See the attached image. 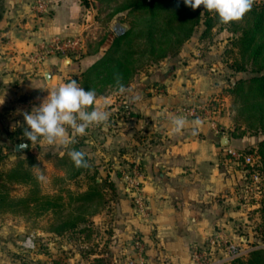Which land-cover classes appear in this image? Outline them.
Segmentation results:
<instances>
[{
  "label": "rangeland",
  "instance_id": "1",
  "mask_svg": "<svg viewBox=\"0 0 264 264\" xmlns=\"http://www.w3.org/2000/svg\"><path fill=\"white\" fill-rule=\"evenodd\" d=\"M126 2L127 0H79L81 12L76 21L82 29L71 37L63 38H82L83 49L73 55L51 56L59 57L65 64L72 65L86 59H96L94 57L102 59L117 36L113 31V26L117 23L128 24V31L133 29L131 39L143 45L147 37L141 39L139 33H144L149 27L150 17L123 10ZM157 21L162 22L163 17H159ZM195 30L193 37L175 48L168 57L160 60L145 59L142 66L138 63L137 66L140 67L130 84L125 86L127 91L123 94L117 91V86L96 80L98 77L94 72L90 78L95 82L91 89L96 92V100L103 97L109 100L88 108L92 110L106 106L110 113L109 119L101 126H89L83 135H75V141L67 148L39 141L33 144L23 137V128L14 129L12 135H3L4 141H1L2 144L0 142V194L8 196L0 204V264H134L131 263L133 260L140 264L143 259L138 257L137 234L133 239L135 255L132 260L123 261L125 257L119 253L122 249L117 241L120 233L119 204L126 201L134 209L135 216L142 213L137 209L134 195L128 189L135 180V172H141L137 152L143 143H146L143 146H147L148 142L131 140L124 147L120 144H108L102 136L114 134L121 127L119 123L131 122L132 117L127 119L128 112L123 106L125 102L127 105L131 104L130 96L134 90L148 87L145 77L157 72L171 73L173 68L175 73L190 75L191 80L195 76V81H200V93L193 95V99L186 103V108L181 112L183 117L210 123L223 139L254 140L256 144L253 147L242 151H255L260 155V144L264 141V98L256 99L253 94L249 96L247 91L236 92V89L241 81H250L252 77L264 72L256 71L259 66L253 67L252 64H247L243 71L237 70L236 61L241 63L242 57L233 43L240 33L230 29L228 24H217L206 36L203 23ZM86 70H80L81 73L73 79L81 77ZM120 102H123L121 112ZM114 105H117L116 109L113 108ZM194 106L201 108L197 118L191 117L187 112ZM223 118H228L227 125L222 124ZM68 132L72 137V130L68 129ZM15 136L20 139L17 140ZM25 142L29 144V150L16 152V145ZM224 147L222 146V150ZM72 149L84 152L89 159L92 169L88 177L83 175L76 179L77 168L68 155ZM260 157L264 173V161L262 155ZM16 169L29 172L28 183L22 184L19 181L24 179L12 175ZM40 174L45 176L44 181L37 179ZM87 192L90 195L84 196ZM40 196L57 198L55 208L46 210L47 206L43 203L45 201L36 199ZM26 198H30L27 205L19 203ZM241 220L239 226L243 230L257 223L262 229V217L259 220L243 215ZM73 225H76L75 229H71ZM30 235L35 236V248L25 246ZM248 238L250 240L247 241L254 245L264 242L263 235ZM239 239L240 237L236 238ZM124 246L128 248L127 245ZM247 258L248 256L239 260ZM237 261L233 264H237Z\"/></svg>",
  "mask_w": 264,
  "mask_h": 264
},
{
  "label": "crops",
  "instance_id": "2",
  "mask_svg": "<svg viewBox=\"0 0 264 264\" xmlns=\"http://www.w3.org/2000/svg\"><path fill=\"white\" fill-rule=\"evenodd\" d=\"M35 1L0 0V142L3 135L24 127L20 113L39 106L47 90L70 82L100 59L94 57L74 65L51 55L44 62L35 59L44 40L71 37L82 29L76 21L81 12L79 0H44L49 8L44 14L32 9ZM174 70L145 77L148 87L136 89L130 96L127 119L132 117L131 122L117 121L121 127L114 134L102 136L104 142L124 147L131 140L148 142L141 145L136 156L148 215L135 216L126 201L119 204L117 241L125 262L135 255L132 247L136 234L138 257L143 259L140 264H191V249L203 245L208 236L223 232L236 240L243 232L239 226L243 209L238 203L242 175L233 167L223 166V138L210 123L183 117L186 103L200 93V81ZM49 72L53 74L48 82L45 76ZM107 100L100 98L96 104ZM175 117L186 121L179 132L172 131ZM221 122L227 125L228 118ZM72 138L75 141L76 136ZM255 144L254 140L229 138L228 146L247 150Z\"/></svg>",
  "mask_w": 264,
  "mask_h": 264
},
{
  "label": "trees",
  "instance_id": "3",
  "mask_svg": "<svg viewBox=\"0 0 264 264\" xmlns=\"http://www.w3.org/2000/svg\"><path fill=\"white\" fill-rule=\"evenodd\" d=\"M123 7V10H129L137 15H149L151 24L145 30V35L144 33H139V36L142 37L141 39L147 37V40L143 45L134 42L131 39L133 29L124 34V36H116L113 40V45L107 50L102 59L86 70V72H83L81 77L74 78L85 90L91 89V85L95 84L94 80L90 78L94 72H96V77H98L96 80L113 87H116L114 74L118 73L122 77L121 83L127 86L140 67L137 66L138 63L142 66L146 62L145 59L160 60L168 57V54L173 52L175 48L183 45L193 37L195 29L201 23L205 26L204 36L210 33L211 29L217 24H224L220 22L218 14L214 11L209 12L203 5L193 10L186 6L183 0H127ZM159 17H163L162 22L157 21ZM227 24L234 32L240 33V36L233 43V46L238 50V54L242 57L241 63L239 60L236 61L237 70L243 71L246 69L247 64H252L253 67L259 66L256 71L264 72V1L254 0L251 10L245 13L242 19ZM244 90L247 91L249 96L253 94L256 99L258 97L264 98V74L256 75L250 81H241L236 92ZM259 151L264 161V141L260 144ZM85 158L88 162V167L77 168L76 178L80 175L88 177V173L92 169L86 155ZM12 175L24 179L19 181L22 184L28 183L30 178L29 172H24L23 169H16ZM96 186L98 187L99 185L97 184ZM89 195L90 192H87L84 196ZM7 196L0 194V204L7 200ZM36 199L37 201H45L43 203L47 206L46 210H52L56 206L54 202L57 198L40 196ZM28 202H30V198H26L19 203L27 205ZM262 206L263 223L260 231L264 236V200ZM75 228L76 225H73L71 229ZM237 264H264V249L255 250V252L248 255L247 259L238 260Z\"/></svg>",
  "mask_w": 264,
  "mask_h": 264
},
{
  "label": "clouds",
  "instance_id": "4",
  "mask_svg": "<svg viewBox=\"0 0 264 264\" xmlns=\"http://www.w3.org/2000/svg\"><path fill=\"white\" fill-rule=\"evenodd\" d=\"M184 4L193 10L204 6L209 12L218 14L221 23L227 24L238 21L249 12L254 0H183ZM178 6V5H177ZM117 91L123 94L127 91L121 83L120 74H114ZM47 97L39 106L33 107L31 112L24 111L25 124L22 135L27 141L35 144L38 141L48 145H60L65 148L74 142L75 135H83L92 125H101L108 121L110 113L101 107L91 111L87 108L96 103L94 89L85 90L75 79L51 88ZM3 104V101L0 102ZM173 132H179L186 124L183 117H175L171 121ZM72 130V137L68 129ZM76 168H87L88 162L85 153L72 149L68 152ZM37 167V166H33ZM39 181L46 178L43 174L37 176Z\"/></svg>",
  "mask_w": 264,
  "mask_h": 264
},
{
  "label": "built area",
  "instance_id": "5",
  "mask_svg": "<svg viewBox=\"0 0 264 264\" xmlns=\"http://www.w3.org/2000/svg\"><path fill=\"white\" fill-rule=\"evenodd\" d=\"M32 9L40 14L47 13L49 10L48 2L36 0L32 5ZM82 49L83 40L78 36L73 39L53 37L39 44L34 58L44 62L49 55L68 56L79 53ZM123 108L126 109V112H129L130 108H128L126 102ZM200 110L199 106H194L187 112L191 117L197 118L200 116ZM212 125L215 124L212 123ZM221 156L224 167H233L242 175V184L238 190V203L243 209V215H249V218L256 217L260 220L264 200V173L260 155L255 151L246 152L227 146L223 148ZM134 176L135 180L128 190L134 195L137 209L148 215L144 187L140 181L141 172L136 171ZM241 234L239 240L229 239L223 232H216L208 236L203 245H194L191 249V264H233L239 259H244L258 248L264 249V242H261L260 245H254L247 241L250 240L248 237L262 235L259 223L252 227L251 225L247 226ZM25 246L35 248V236L30 235L25 242Z\"/></svg>",
  "mask_w": 264,
  "mask_h": 264
},
{
  "label": "water",
  "instance_id": "6",
  "mask_svg": "<svg viewBox=\"0 0 264 264\" xmlns=\"http://www.w3.org/2000/svg\"><path fill=\"white\" fill-rule=\"evenodd\" d=\"M130 29V26L125 23H117L116 25L113 26V31L116 33L117 36L121 37L124 36V34L127 33V31ZM53 72H49L46 74L45 78L49 82L50 78L52 76ZM223 146L227 147L229 145V138L223 139L222 140ZM29 150V144L27 142L23 144H18L15 147V151L20 153V152H25Z\"/></svg>",
  "mask_w": 264,
  "mask_h": 264
}]
</instances>
